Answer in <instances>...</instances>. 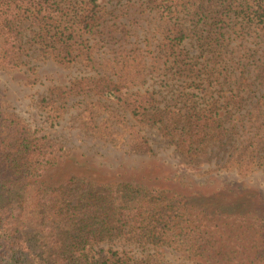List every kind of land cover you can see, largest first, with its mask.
Here are the masks:
<instances>
[{"label": "trees", "instance_id": "trees-1", "mask_svg": "<svg viewBox=\"0 0 264 264\" xmlns=\"http://www.w3.org/2000/svg\"><path fill=\"white\" fill-rule=\"evenodd\" d=\"M162 1L156 9L173 36L164 63L169 78L193 90L183 93L187 104L159 110L153 95L130 91L144 72L131 51L107 62L114 74L85 80L79 92L118 103L136 95L132 115L189 155L219 146L220 167L243 177L264 172V0ZM101 3L0 0V66L21 69L38 54L96 69L90 43L103 35ZM58 145L0 110V264H264L258 188L223 186L201 196L156 173L111 179L59 156ZM141 147L149 153L145 141Z\"/></svg>", "mask_w": 264, "mask_h": 264}, {"label": "rangeland", "instance_id": "rangeland-1", "mask_svg": "<svg viewBox=\"0 0 264 264\" xmlns=\"http://www.w3.org/2000/svg\"><path fill=\"white\" fill-rule=\"evenodd\" d=\"M160 3L161 0H102L106 13L103 35L92 38L90 43L96 44L93 56L96 69L86 67L80 59L64 66L52 58H39L38 54L21 69L0 66V110L21 120L36 136L59 144L56 146L59 156L111 179L138 182L148 172L147 175H160L170 187L183 189L190 195H216L223 186L231 189L242 184L258 188L264 195V172L243 177L219 166L226 155L219 146L191 156L177 139L165 136L149 124L143 125L130 108L138 96H129L130 102L118 103L95 92H79L77 86L85 80L110 76L113 72L106 67L107 62L120 61L125 56L123 51H131L143 63L140 66L144 72L137 84L130 86V91L153 95L159 110L173 111L187 104L183 93L193 90L188 89V83L169 78L173 70L164 63L166 46L173 36L169 37L170 26H166L165 18L156 9ZM196 46L190 44L188 51L195 54ZM200 99V106H207V101ZM101 132L105 134L100 135ZM138 135L145 139L139 140ZM144 141L149 153L145 148L138 149L143 148ZM228 195L227 192L225 197Z\"/></svg>", "mask_w": 264, "mask_h": 264}]
</instances>
